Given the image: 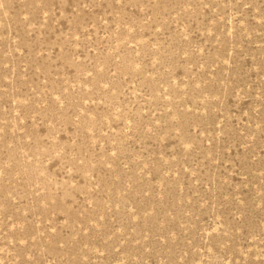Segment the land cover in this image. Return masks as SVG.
Segmentation results:
<instances>
[{"label":"rangeland","instance_id":"obj_1","mask_svg":"<svg viewBox=\"0 0 264 264\" xmlns=\"http://www.w3.org/2000/svg\"><path fill=\"white\" fill-rule=\"evenodd\" d=\"M0 264H264V0H0Z\"/></svg>","mask_w":264,"mask_h":264}]
</instances>
